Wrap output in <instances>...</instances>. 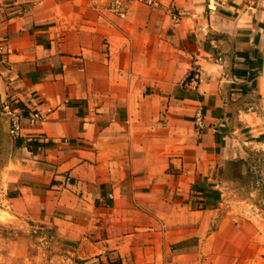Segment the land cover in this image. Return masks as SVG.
<instances>
[{
	"label": "crops",
	"instance_id": "1",
	"mask_svg": "<svg viewBox=\"0 0 264 264\" xmlns=\"http://www.w3.org/2000/svg\"><path fill=\"white\" fill-rule=\"evenodd\" d=\"M121 1L0 0V107L43 118L13 140L0 116V264H264L198 197L264 145V0Z\"/></svg>",
	"mask_w": 264,
	"mask_h": 264
},
{
	"label": "rangeland",
	"instance_id": "2",
	"mask_svg": "<svg viewBox=\"0 0 264 264\" xmlns=\"http://www.w3.org/2000/svg\"><path fill=\"white\" fill-rule=\"evenodd\" d=\"M206 178L207 186L198 197L208 202H203L201 209L214 210L222 216L238 215L264 233V145H251L234 158L222 159L215 172ZM0 186V210H3L6 198L3 178Z\"/></svg>",
	"mask_w": 264,
	"mask_h": 264
},
{
	"label": "built area",
	"instance_id": "3",
	"mask_svg": "<svg viewBox=\"0 0 264 264\" xmlns=\"http://www.w3.org/2000/svg\"><path fill=\"white\" fill-rule=\"evenodd\" d=\"M138 3H143L148 6H155L154 2L151 0H130ZM107 12L111 16L118 17L119 19H125V10L123 8V3L121 0H110L107 4ZM170 21L172 25H177L180 22V15L172 11L170 12ZM204 82L203 78L195 72H190L186 75L183 80V84L196 88L200 84ZM0 116L6 119L8 125L9 135L13 140H19L22 138L23 132V124H29L30 126H36L41 124L43 121L42 116L39 112H29L25 114L22 110H20L16 104L11 101L4 102L1 105ZM194 127L197 133L204 130L203 118L200 113H197L194 116ZM33 141V139H29V142ZM35 141V139H34ZM112 195L109 194L107 196V201H112ZM108 207V204L105 205V208Z\"/></svg>",
	"mask_w": 264,
	"mask_h": 264
}]
</instances>
